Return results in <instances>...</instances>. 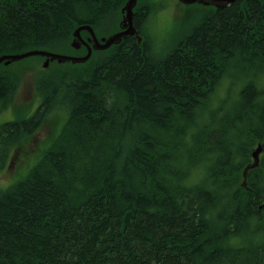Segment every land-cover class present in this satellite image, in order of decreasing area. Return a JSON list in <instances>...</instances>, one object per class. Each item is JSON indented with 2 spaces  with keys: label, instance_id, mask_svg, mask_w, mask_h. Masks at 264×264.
<instances>
[{
  "label": "trees",
  "instance_id": "obj_1",
  "mask_svg": "<svg viewBox=\"0 0 264 264\" xmlns=\"http://www.w3.org/2000/svg\"><path fill=\"white\" fill-rule=\"evenodd\" d=\"M127 1L0 0V57H82L74 30L119 32ZM205 10L161 55L139 30L141 44L127 36L36 78L32 115L0 125V162L50 113L65 121L26 177L0 189V264H264V147L247 168L264 141V83L250 75L264 73V0ZM133 11L147 22L153 7ZM5 66L2 106L18 85ZM234 69L245 84L219 116L215 90Z\"/></svg>",
  "mask_w": 264,
  "mask_h": 264
},
{
  "label": "rangeland",
  "instance_id": "obj_2",
  "mask_svg": "<svg viewBox=\"0 0 264 264\" xmlns=\"http://www.w3.org/2000/svg\"><path fill=\"white\" fill-rule=\"evenodd\" d=\"M147 1L153 7V12L146 22L144 31L147 32L146 35L158 55L163 54L176 39L198 22L203 13L207 12L206 7L183 5L178 0ZM123 17L122 13L118 23L119 28ZM104 38L107 39L109 36ZM44 63L43 60L30 59L29 61L13 62L3 68L4 70L10 69L17 75L18 85L12 102L0 105V125L14 121L17 117H30L37 108L39 98L34 89L36 78L41 74L51 73L58 65H61L57 62L56 64L49 62L44 67ZM234 70L236 73H231L227 79L220 81L215 90L210 108H220L219 116L226 115L233 108L236 99L235 85L245 84L243 73L239 69ZM261 71V68H257L251 71L250 75L258 72L254 76L264 83V73ZM232 78L235 79V83ZM225 98L227 102L222 104ZM64 121V111L55 110L50 113L37 131L13 149L5 162H0V189L4 190L26 177L50 146L53 137L58 135Z\"/></svg>",
  "mask_w": 264,
  "mask_h": 264
},
{
  "label": "water",
  "instance_id": "obj_3",
  "mask_svg": "<svg viewBox=\"0 0 264 264\" xmlns=\"http://www.w3.org/2000/svg\"><path fill=\"white\" fill-rule=\"evenodd\" d=\"M138 0H128L125 5L123 6L121 12L124 14V17L122 19V22L120 24V31L116 32L109 36V38H100L99 40L96 38L94 31L91 26L89 25H83L76 28L73 32V41L71 46L74 49H79L81 46H84L86 48V55L82 57L78 56H70V55H63V54H57V53H50L46 51H40V50H33V51H27L20 54H14V55H3L0 57V64L4 63L5 65H9L13 62H18L21 60H24L26 58L31 57H43L45 58L44 67L47 66L49 62H57L59 64L63 63H72V64H78V63H85L90 55L91 52L94 51H104L107 50L109 47L113 45H118L124 37L127 36H135L137 44H141L142 37L139 35H136V29L133 26V9L136 6ZM179 2L190 5L194 4L196 2L203 3L202 0H178ZM235 0H224V5H230ZM82 31H86L89 34V38L87 41H84L80 33ZM89 43H91L89 45ZM264 147V141L261 144H258L256 146V149L251 154V160L252 164L247 168H252L258 165L259 156L262 152V149ZM247 169L245 170L243 176L245 177Z\"/></svg>",
  "mask_w": 264,
  "mask_h": 264
},
{
  "label": "flooded vegetation",
  "instance_id": "obj_4",
  "mask_svg": "<svg viewBox=\"0 0 264 264\" xmlns=\"http://www.w3.org/2000/svg\"><path fill=\"white\" fill-rule=\"evenodd\" d=\"M138 2V1H137ZM145 2V1H144ZM142 1H140V5L138 7V10H143L142 13H146L147 12V7H148V3H144ZM149 2V1H147ZM179 2V1H178ZM203 3H200V2H196L194 4H190V5H200L202 7H206L205 9H209V8H215V9H221L225 6H228V5H224V0H202ZM180 4H183L181 2H179ZM137 5V4H136ZM185 5V4H183ZM135 8V7H134ZM134 10V9H133ZM136 14H138V11H133V19H132V22H133V26H136V35L138 34V31H144L146 29V22L144 21H141V20H137L136 18ZM89 37H87L85 39V41H87ZM143 38V37H142ZM91 43H89L90 45Z\"/></svg>",
  "mask_w": 264,
  "mask_h": 264
}]
</instances>
